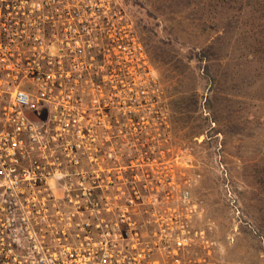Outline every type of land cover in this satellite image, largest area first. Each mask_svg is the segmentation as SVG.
I'll return each instance as SVG.
<instances>
[{"label":"rangeland","instance_id":"obj_1","mask_svg":"<svg viewBox=\"0 0 264 264\" xmlns=\"http://www.w3.org/2000/svg\"><path fill=\"white\" fill-rule=\"evenodd\" d=\"M54 2L44 54L75 45L79 161L48 202L166 224L182 264H264V0Z\"/></svg>","mask_w":264,"mask_h":264},{"label":"built area","instance_id":"obj_2","mask_svg":"<svg viewBox=\"0 0 264 264\" xmlns=\"http://www.w3.org/2000/svg\"><path fill=\"white\" fill-rule=\"evenodd\" d=\"M54 3L0 0V264H182L177 249L190 238L166 224L123 220L122 213L115 220L82 219L87 202L76 219L75 211L64 216L48 202L54 177L75 188L79 161V120L69 107L80 66L75 45L56 56L44 54L45 21L58 17ZM59 97L67 106L53 105ZM80 176L76 194L87 196L85 174ZM72 190L66 194L73 196ZM150 228L160 235L142 236Z\"/></svg>","mask_w":264,"mask_h":264}]
</instances>
